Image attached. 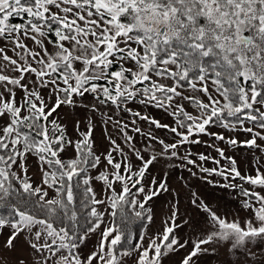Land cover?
<instances>
[{"label": "snow or ice", "instance_id": "1", "mask_svg": "<svg viewBox=\"0 0 264 264\" xmlns=\"http://www.w3.org/2000/svg\"><path fill=\"white\" fill-rule=\"evenodd\" d=\"M193 145L216 156L194 159ZM161 161L234 193L239 211L192 191L202 221L175 200L150 235L151 203L177 195L153 175ZM180 253L178 264H264V0H0V264Z\"/></svg>", "mask_w": 264, "mask_h": 264}, {"label": "rangeland", "instance_id": "2", "mask_svg": "<svg viewBox=\"0 0 264 264\" xmlns=\"http://www.w3.org/2000/svg\"><path fill=\"white\" fill-rule=\"evenodd\" d=\"M14 22H20V21L14 20ZM147 111L155 118L161 120L163 123H171V118L168 117L166 114H164L162 111L152 108L148 109ZM125 119H128V117L125 116ZM141 127L145 128L146 130L148 128V126L143 123H141ZM107 131L113 132L114 137L117 135L111 129V127H109ZM105 134L106 132L104 125L101 122H99V117H97L95 137L99 151H104L105 148L107 147ZM155 134L158 135L160 138L167 139L169 142H171V137L168 133H166L165 130L163 129L155 130ZM137 141H138V145H137L138 147L143 146L144 141L139 136H137ZM223 146L224 145H221V147ZM189 150L193 153L194 159L196 158L195 154L200 152L210 154L212 156H216V153L212 149L207 148L203 145L190 146ZM181 151L183 152V149H181ZM228 154L231 155L232 153L229 152ZM235 155L237 160L239 161L242 171L245 169L251 170L252 163L254 162L251 160V154L247 150L240 149L235 153ZM179 163H180L179 161H174V162L161 161L152 170L153 175H156L158 178L161 176H167L170 187L175 190V193H177V195L173 196L172 194H164L151 203V206L154 209L155 217H154V223L148 226L150 235L156 233L157 231L163 230L162 221L165 220L170 215V205L175 200L179 201V208L182 214L191 216L196 220L202 221L203 213L194 210L190 204L192 191L198 192L210 204V206H212L213 208H218V210L222 213H227L230 218L234 212L239 211V204L237 200L234 198L235 195L234 193H230L229 191L222 189L220 187L209 185L204 181L195 178H190L189 173L186 170H183L180 167H178ZM205 166L214 167L215 165L209 162L205 164ZM251 174L254 175V172H252ZM181 175H183L185 180L188 181V186H184V183L180 179H178V177H180ZM214 179L220 180L219 177H215ZM97 190H99V185H97ZM241 215L243 216V213H241ZM188 232H190V229L185 228L181 234L183 235ZM181 255H183V253L174 256L172 260L167 262V264H178Z\"/></svg>", "mask_w": 264, "mask_h": 264}, {"label": "trees", "instance_id": "3", "mask_svg": "<svg viewBox=\"0 0 264 264\" xmlns=\"http://www.w3.org/2000/svg\"><path fill=\"white\" fill-rule=\"evenodd\" d=\"M14 20H19L18 18L14 19ZM145 222H136L132 227H133V231L136 233H139L143 230V225Z\"/></svg>", "mask_w": 264, "mask_h": 264}]
</instances>
